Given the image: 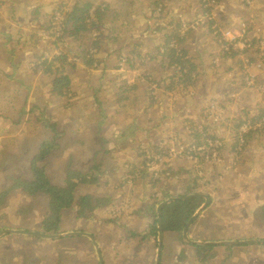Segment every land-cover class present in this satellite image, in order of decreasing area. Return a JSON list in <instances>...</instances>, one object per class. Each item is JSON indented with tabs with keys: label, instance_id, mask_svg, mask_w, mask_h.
I'll return each instance as SVG.
<instances>
[{
	"label": "rangeland",
	"instance_id": "rangeland-1",
	"mask_svg": "<svg viewBox=\"0 0 264 264\" xmlns=\"http://www.w3.org/2000/svg\"><path fill=\"white\" fill-rule=\"evenodd\" d=\"M186 1L191 4L189 13L192 17L181 11L186 9L183 6ZM207 1L203 0V2ZM243 1L245 0H211V18H208L207 9L200 4L199 0H172L173 5L180 6L179 11L165 13L164 10L162 14L178 15L176 18L184 20L178 21L186 25L184 31L193 30L194 32L187 45L191 57L196 64H204L208 72L216 73L225 66V61L220 58L223 50L222 42L232 43L236 49L243 50L246 41L258 36V34L254 36L257 29L251 26L249 19L242 17L238 21L230 20L227 23L226 16L221 14L225 12L223 11L225 9L234 7L230 9L231 12L238 6H242ZM79 2L91 3L96 8L110 10L106 12L102 24L97 23L105 32L99 57H105L106 64L96 69H86L75 59L76 55L93 41L94 31L85 35L79 42H74L68 37L63 41L54 40L53 19L57 14L69 9L67 0H0V149H2L0 192L11 187L10 178L30 176L28 159L39 154L40 146L48 138L50 130L40 118L49 117L56 125L57 137L60 138L52 142L54 147L58 146V149L52 150L53 155L46 162L48 174L57 186L66 185L68 171L76 170L77 164L78 169L88 165L85 173L97 166L103 173L99 188L82 187L83 195L99 196L103 192L102 188L106 187L116 200L120 199L122 192L124 193L122 198L125 196L127 198L129 193L125 192L129 188L137 190L136 194L140 193V189L145 190V194H150L156 183H158L157 188L166 186L167 191L173 190V195L167 194L168 200L178 199L188 192L203 193L211 197L216 205V212L213 213L215 223L207 232L202 230L203 233H207L203 234L208 237L206 240L213 235L216 236L217 242L222 243L245 242L248 238H254L256 226L249 213L253 211L254 204L264 201V196L258 198L257 194V191H264V133L262 136L256 134L252 137L251 135L249 142L240 141L235 152L233 150L235 145H229L234 140L235 134L227 132L224 127L217 125L220 127L219 132L226 136L225 141L228 144L222 148L219 146L220 151H215L213 148L206 149L210 140L206 143L201 140V145L194 147L195 141L189 133L190 125L206 122L211 124L215 118L239 119L235 109L242 107L243 104L247 105V98L264 109L260 92L255 90L257 83L261 84L264 90V59L248 69L251 77L240 79V81H247L246 89L232 88L227 82L218 83L219 77L209 73L195 86H189L186 92L181 93V88L176 87L173 93H169L166 89L170 81L166 79L175 77L176 74L174 75L173 71H165L158 65H151L146 74L142 65L137 69L124 67L121 75L127 78L125 80L122 77L117 78V74L110 75L109 72L113 70L110 68L117 69L122 63L119 59L122 55L123 35L120 33L123 26L120 14L113 9V6L119 8L123 5L117 3V0H79ZM40 5L43 7L42 10L37 8ZM122 11L120 10V13ZM134 11L131 10L130 13ZM34 12L39 15L33 17L37 22H32L31 26L29 14ZM262 19H264V7L259 8L254 21L263 23ZM215 21L219 28L213 31L216 29ZM141 31L136 35L143 33L144 28ZM105 46H109L106 51ZM201 49L207 52H199ZM258 49L262 50L263 45L256 44L249 50ZM147 51L143 49V54ZM61 53L68 56L70 61L79 64L77 69L67 70L71 79L73 98L62 99L52 95L51 85L54 76L46 73L45 67L39 73L33 70L35 65H40L45 60L52 62ZM11 57L12 62H10ZM244 58L245 56L241 54L235 61L244 60ZM214 63L217 64L213 69L211 66ZM131 69H136L138 72L130 75ZM220 72L221 70L219 74ZM143 74L150 79L149 84H144ZM216 76L218 82L215 80ZM145 80L147 82V79ZM156 82L163 83L162 91L156 88ZM133 86L135 90H132ZM253 87L254 91H252ZM236 90H239L237 98L234 97ZM219 91L224 93L222 99L215 97V92L217 94ZM226 97L228 99L224 101ZM125 98L128 100L124 101ZM185 98L189 102L186 109L180 111L185 107L183 102ZM242 99L244 103L239 104ZM224 107H228L229 110ZM176 114L178 116H175ZM255 114L263 116L262 112ZM130 128L140 130L132 137V132L128 133ZM126 132L130 137L125 135L127 138L122 143L114 140V145H111L114 149L107 150L113 143V139L107 138L109 134ZM97 134L98 143L94 144L93 137ZM52 135L55 137L53 132ZM90 138H92L91 141ZM72 143L77 144L74 151L68 147ZM92 146V159L88 160L91 156L89 149ZM66 154H70L72 159L70 160ZM119 154L121 156L117 158ZM219 156L221 158L218 160ZM133 167L137 168V171H133ZM129 173H133L132 176ZM122 176L127 178L126 186L123 188L121 187L123 180L120 185L118 181ZM234 188H242L243 191L235 192ZM188 189L190 191H187ZM9 197L5 205L12 201L18 206V222L24 221L27 226L40 227V224L35 225L28 221L25 218L26 215L19 216L18 204L24 202L22 196L14 192ZM159 197L160 193H158ZM244 202L249 203V206L243 205ZM144 205L149 209L150 202L147 201ZM239 205L243 208V218L234 213ZM71 217L73 220H78V225L87 223V221H80L77 215ZM9 220L10 209L0 210V230ZM100 220L103 222L100 223V227L109 226L106 218L102 217ZM194 225L189 232V237H194L197 230H200L195 229ZM22 227L24 226L14 228ZM215 227H218L217 231ZM60 229L62 232H86L85 228L77 227L69 222L67 211L62 213ZM109 229L105 232L101 231L99 236L103 237L105 234L106 237L102 239V242L114 247L118 243L114 239L116 230L111 227ZM180 236L182 237V234ZM21 240L27 242L29 238L23 237ZM183 240L185 243L180 242L186 246L182 245V249L192 246L187 243L184 236ZM77 243V257L86 258L83 245H91L90 241L82 240ZM155 245V250L156 248L159 250V242H155ZM216 248L218 249L214 264H231L226 263L228 260H236L235 262L238 263L245 253L243 247L228 249L220 245ZM251 251L254 258L249 262L243 259V264H264V249L254 247ZM178 253L180 261L184 260V250H178ZM67 254L70 255L68 252ZM112 255L109 254L110 257ZM3 258V255L0 256V260ZM58 261L59 263L50 261L47 264H64L65 259L58 258ZM121 262L136 264L128 260H120L118 264ZM1 264L4 263L1 261ZM86 264L89 262L86 261Z\"/></svg>",
	"mask_w": 264,
	"mask_h": 264
},
{
	"label": "trees",
	"instance_id": "trees-1",
	"mask_svg": "<svg viewBox=\"0 0 264 264\" xmlns=\"http://www.w3.org/2000/svg\"><path fill=\"white\" fill-rule=\"evenodd\" d=\"M199 1L200 4H202V6L207 9L208 13L206 14V16H208V18H211V0H208L207 2H203V0ZM157 3L158 0H150L148 4L150 9L149 13H152V16L149 15V17L146 18L147 23L144 26V32L140 35H135V37L133 38H125L127 41L131 40L132 42L130 43V47H128V56L123 54V50H125L126 46L122 47V55L119 59L120 63L125 62L127 66L137 69L141 65H144L147 61L158 62L163 70L173 71L174 75L176 74V76L169 77L171 80L166 79V81H170L169 87L166 89V91L169 93H173L174 88L176 87L181 88V93H184L187 91V88L189 86H195L201 79L207 77L209 73H213L217 75L219 79H221L219 74V71L221 69H219L216 73L213 71L208 72L204 64L195 63V60L191 57L189 50L187 49V43L192 36V31H184V28L186 26L185 24L182 25L181 23L176 21H167V19L162 14L165 10V6ZM108 11H110L108 8H96L91 3H81L78 0L70 10L66 9V11H62L53 19V35L55 36L54 40L56 41H63L66 37H68L74 42H79L85 35L90 34L94 31L93 41L75 57V59L81 62V65L86 69H96L98 68V66L106 64V58L99 57L101 47H103L104 44L103 39L105 36V32L102 31L99 24H102L104 16ZM36 15H38L37 12L31 14L32 18ZM214 26H216L215 30H213V27L211 28L213 31H216L219 28L217 21H215ZM157 34L161 35L162 39L164 40L163 43L161 45H154L149 52L143 54V49H145V47L147 46L146 36H148L151 41H154ZM120 35H123V32L120 33ZM249 43L251 46H254L256 44H264V37L261 38L260 36H257L251 39ZM221 45L223 47V50L221 52L220 58L225 62L229 60L235 61L236 58L241 54L245 56L244 60H238V65H240L241 67L239 69V73H241V76L244 78L251 77L248 69L252 68L253 64L257 65L260 60L264 59V55L260 56L261 53L264 54V51H262L261 49L255 51H250L249 49L239 50L236 49L232 43L228 42H222ZM256 60H258V62H255ZM10 62H12V57L10 58ZM216 64L217 63H214L211 68L214 69L216 67ZM44 67L46 68V73L54 76L51 85V94L62 99L73 98L74 94L71 90V79L67 74V70L77 69V63L70 61L68 56L66 57V55L61 53L60 55L55 57L52 62L45 60L41 62L40 65H35L33 70L36 73H39ZM144 79H147L146 84H149L151 82L148 77L144 76ZM162 85L163 83H157V85L155 86L159 91H162ZM244 85L246 88L247 81H244ZM135 89V86H133L132 90ZM256 90L260 92V98L264 101V90L262 85L257 83ZM127 100V98L124 99V101ZM183 102L185 103V107L180 111L186 109L189 100L185 98L183 99ZM98 106L100 108L102 107L101 105ZM254 115L255 117H253L252 115L245 120L233 117L226 119L215 118L214 120H212L211 124H208L209 122H206L200 125H190L189 134L195 141L194 147H197V145L200 146L201 140H203V143H206L208 140H210L212 143L207 144L206 149L209 150L213 148L215 151H220L219 146L222 148L225 145H228L225 141L226 136L219 132L220 127H224L227 132L235 134L234 140L229 143V145H235L233 146V150L235 152V149H237L236 147L239 146L238 143L240 141L249 142L251 139V135L252 137L256 134H258L259 136L263 135L264 115ZM175 116H178V114H176ZM40 119L42 123L46 124V127H48L55 134V139H57L58 133L55 130L56 125L53 123V121L49 117ZM217 125L220 127H217ZM139 130L140 129L130 128L128 133H130L131 131V136L134 137ZM117 134L119 137H117L116 135V142L120 143L126 140L125 135L130 137L127 132ZM54 149V143H44L40 148L38 156L30 164L31 166L29 167V173L31 175V178L25 179L23 176L11 178L12 186L8 190L0 194V206L4 204L8 195L14 191H22L31 197L42 195L47 196L50 199V216L44 221L42 226V230L46 235L58 233V231L60 230L62 213L65 210H74L77 213L79 219L89 222L95 220L97 211L114 202V199L110 196H95L93 194L83 195L80 193L79 189L82 187L87 189L92 187L99 188L102 183L100 182V178L102 180L103 177V173L101 171V168L99 169V166L93 167L88 173L69 170L66 176L65 186L61 187L53 184L52 180L47 175L46 166L44 163ZM220 158L221 156H219L217 159L219 160ZM132 170L137 171V168L133 167ZM132 174L133 173H129L130 176H132ZM122 180L123 183L121 187L123 188L126 186L125 183L127 178L125 179L122 176V178L118 180L119 185ZM157 184L158 183H156L152 187V191L158 189ZM163 188L166 190V186H164ZM194 188L198 189V187ZM187 191L190 190L188 189ZM125 193H128V191H126ZM160 195L161 198L157 197V199L154 201V207H149V210H151L155 220L152 225L153 230L151 233H148V236L152 237V239L156 242H158L159 235L157 208L162 203H165L169 198L167 196V193L165 192L160 193ZM199 195L204 194L188 192L186 193V195L178 199ZM204 204V199H192L186 201L177 200L176 202L171 203L164 209L162 214V225L164 233H175L177 234V236H179L180 241H183V243H185L183 240L184 229L186 228V225L188 224L190 219L195 216V214L201 207L204 206ZM255 218L259 222V224L264 226V206L256 211ZM181 234L182 237L180 236ZM194 247L200 263L206 264L214 259L215 246L208 245Z\"/></svg>",
	"mask_w": 264,
	"mask_h": 264
},
{
	"label": "crops",
	"instance_id": "crops-1",
	"mask_svg": "<svg viewBox=\"0 0 264 264\" xmlns=\"http://www.w3.org/2000/svg\"><path fill=\"white\" fill-rule=\"evenodd\" d=\"M67 1L69 4L68 8L70 10L76 4L78 0H67ZM149 2L150 0H117V3H122L123 6L119 8H115L113 6V9L117 10L118 13L120 14V19L122 21L123 28H121V30L123 32V39H122L123 41L121 43L123 44L122 47L126 46L125 50H123V54H125L126 56H128L129 54L128 47H130V43L132 41L131 40L127 41L125 38L135 37L136 33L141 31L146 25L147 23L146 18H148L149 15L152 16V13L151 14L149 13L150 12L149 5H148ZM157 4H161L165 6L164 8L165 13H169L172 11L178 12L179 11L178 7H180L179 5H176V4L173 5L172 0H158ZM190 5H191L190 2L186 1L185 4L183 5L185 6L186 9H181L182 13H185L186 15L191 16L189 13ZM261 7H264V0H245L242 6H238L231 12H230V9L234 7L225 9L223 10L225 12H221V14L226 16L227 23L230 22V20H232L233 22L238 21L242 17L249 19L251 26L253 25L254 28L257 29L254 36L258 34V36L264 37V19H262L263 23L254 21L255 14L257 13V11H259V8ZM37 8H40L42 10L43 7L40 5ZM120 10H123L122 13H120ZM131 10H135V11L133 13H130ZM31 14L29 15L31 17V26H32V22H37V21L34 20V18L32 21ZM163 16L167 19V21H176V22L184 21L180 18H176L178 17V15L170 14V16H167V15H163ZM193 33L194 32L192 30L191 35H193ZM161 40L163 43L164 40L162 39L160 34L156 35L154 41H151L150 38L146 36L147 46L145 47V49L148 50L147 52H149L154 45H161L162 44ZM189 41H191V38L189 39ZM188 44L189 42L187 43V45ZM108 47L109 46H105L104 50L106 51ZM202 49H204V47H202ZM201 50L199 52H203V53L207 52V50H204V51L203 50L201 51ZM255 62H258V60H256ZM151 65L160 66L158 62L147 61L144 65H142L143 68L146 70L144 74L148 72ZM254 66L256 65L253 64V67ZM123 68L124 67L120 68V65L118 66L117 69H115V67H112L110 68V70L111 69L113 70L109 73L110 75L117 74V78L122 77V79L125 80L127 77L121 75L124 72ZM240 68L241 67L240 65H238V61H231V60L226 61L225 66L221 69V72H220L221 79H219V82H218V77L216 76V79H215L216 82L218 83L227 82V84L230 85L232 88L239 87L242 89H246L244 85V80L240 81L241 78H244L241 76V73H239ZM256 69L258 70V67H256ZM137 72L138 70L131 69L129 74L133 75V74H136ZM144 76L146 77V75ZM91 79L95 80V78H91ZM130 83H133V82H130ZM146 83L147 82L144 79V84ZM236 91L237 93L234 95L235 98L238 97L239 90H236ZM252 91H254V89H252ZM84 93H86V91ZM215 97H217L218 99H222L224 97V93L222 91H219L216 94L215 92ZM227 99L228 98L226 97L224 101H226ZM93 103L95 102L93 101ZM243 103L244 102L242 99V101H240L239 104H243ZM224 108H226V110H229L228 107H224ZM261 108L263 107L258 106L254 101L247 98V105L243 104V106L240 108L236 107L235 113L239 117V119L242 118L243 120H245L252 115L253 117H255L254 114L256 112H262V115H264V109H261ZM115 134L116 133H112L108 135L107 138L113 139V143L110 144V146L108 147L109 149L107 150L114 149V147L111 145H114V140L116 141ZM116 135L117 137H119L118 134ZM47 137L48 138L45 140L44 143L53 142L54 140L58 141L60 139V138L54 139L55 137L54 135H52V132L50 130H49V135H47ZM91 139L92 138H90L89 140L91 141ZM93 140L95 142L94 144L98 143V134L93 137ZM68 147L71 151H74V149L77 147V144L72 143ZM55 149H58V146H56ZM1 150L2 149H0V152H2ZM92 151H93V146L90 147L89 149L91 156L88 158V160L92 159ZM52 153L53 152H51V154L48 156V158L45 160V163H44L46 166L47 174H48V168H47L46 162L53 155ZM66 155L70 160L72 159L70 154H66ZM37 156H32L28 159L29 167L31 166L30 165L31 162ZM120 156L121 154H119L117 158ZM87 167H82L78 169L77 164H76L75 169L79 172L85 173L87 170ZM30 178H31V175L25 179H30ZM53 184L55 183L53 182ZM79 190L81 193L82 188H80ZM233 190L235 192L243 191L242 188H234ZM102 191H103L102 194L99 196L112 197V193L109 190V188L104 187L102 188ZM136 191L137 190H135L134 188L133 189L129 188L128 189L129 194H127V198L126 196L122 198L124 196V193L122 192L120 194V199H116V200L114 199V202L112 204H109L108 206L101 208L99 211L96 212L95 220L87 222L84 225H78L77 224L78 220L72 219L71 217L72 215H77V213L74 210H65L67 211L69 215V222L74 223L77 227L85 228L86 232L73 233L76 235L80 234V236H66V234L70 235V233L72 232H62L61 229L58 231L57 234H50L49 236L53 237L51 239H42V238L39 239L31 235H27V234L22 235V234H16V233L5 235L4 237L0 239V256L2 255L4 256V258L0 260V264H1V261L4 264H34V263L47 264L50 261H55V263H59L58 258L60 259L64 258L65 259L64 264H77V263L86 264V261H88L89 264H118V261L120 260H128L131 262H135L136 264H202L199 262L198 256L195 251L194 246H197V245L187 246L182 249L181 247L182 244L180 240L178 239L177 234L171 233V232H166V233L163 232V247L164 248H162L163 251L161 250L162 255L160 256L158 254L159 250H157V248L155 250L156 241H154L152 237L148 236L147 230L151 225H153L155 218L151 210H149L144 205V203L147 204V201H149L150 206L154 207V201L157 199L158 193L165 192L167 194L173 195L174 193L173 190H170L169 192H167L163 188V186H159L158 189L151 191L150 194H145L144 193L145 190L143 189L139 190L140 192L139 194H136ZM2 192H0V194ZM14 192H16L17 194H19L20 196L24 198V202L18 204L20 207L19 216L26 215L25 218H27L28 221H31L35 225L40 224V227L27 226V224L24 221L18 222V217H17L18 216L17 213L19 211L18 206H16L12 201L9 202L7 205H5L7 200L10 198L9 196H11ZM14 192L10 193L8 197L6 198L4 204L0 206L1 211L10 209V220L7 224L4 225L2 230L26 231V232H35V233L38 232V233L44 234L42 230V226H43L44 221L50 216V211H49L50 199L44 195L31 197L22 191H14ZM142 193L144 194V197ZM257 194H258V198H260L261 196H264V191L262 192L257 191ZM211 200H212L211 205L207 209L202 211L201 215L198 216L196 221L194 222L195 225L193 224L195 226V229H200V230H197L195 236L189 237V239L195 243H203V244L206 243L208 245L215 246L214 259L216 258L215 253L218 249L216 248L217 246L222 245L228 249L236 248V247H243V249L245 250L244 257H243L244 261L245 262L251 261L254 258V256L252 255V251H251L252 249H254V247H261L264 249V226L259 224V222L255 218L256 211L259 208L264 206V201L261 203L254 204L253 211L249 213L250 218L252 219V222L256 226V229L254 232L255 235L253 236L254 238H248L245 241V242L260 241L261 244L250 245V244H245L244 241H238L239 243L234 242L236 243V245H228L222 242H217V238L215 235H213L208 240H206V238L208 237L203 235L207 233H203L202 230L203 231L205 230L207 232L216 221L213 215V213L216 212V205H215V201L212 198ZM240 200L243 201L242 199ZM243 205L249 206V203L244 202ZM201 208L198 210V212L201 210ZM242 209H243L242 205H239L238 207H236V210L234 212L235 215L243 218ZM102 217L106 218L109 226L100 227V223H103L100 220V218ZM158 218L159 216L157 217V221H158ZM161 224H162V218H161ZM20 225L24 227L14 228L15 226H20ZM110 227L115 228L116 230V233L114 234V239H116L118 243L114 247L110 245H106L102 242V239L106 237L105 234L103 235V237L99 236L101 231L103 232L108 231L110 230L109 229ZM192 227L190 228V230L192 229ZM214 229L217 231L218 227H215ZM2 230L0 231L2 232ZM256 235H258L259 237H257ZM23 237H28L29 240H27V242L21 240V238ZM58 237L60 238L58 239ZM158 238H159V235H158ZM82 240H87V241H90L91 243V245H83L84 253L85 255H87L86 258L77 257V252H76V248L78 245L77 242L82 241ZM178 250L180 251L184 250L185 252V259L182 261H180L179 259ZM65 251H67L70 255H68L67 252ZM109 254H113V255L110 257ZM88 256L90 257L89 259L87 258ZM214 259L206 264H214ZM243 259L241 258L238 263L235 262L236 260H228L226 263L243 264ZM121 264H125V263L121 262Z\"/></svg>",
	"mask_w": 264,
	"mask_h": 264
},
{
	"label": "water",
	"instance_id": "water-1",
	"mask_svg": "<svg viewBox=\"0 0 264 264\" xmlns=\"http://www.w3.org/2000/svg\"><path fill=\"white\" fill-rule=\"evenodd\" d=\"M192 199H204L205 200V204L204 206L201 208V210L195 215L193 216L190 221L188 222V224L186 225V228L184 230V233H183V236L185 238V240L187 241V243H189L190 245L194 246V245H197V246H208V244L206 243H195L193 242L192 240L189 239V231H190V228L193 226L194 222L196 221L197 217L201 215L202 211H204L205 209H207L210 205H211V198L209 196H206V195H199V196H189V197H186V198H181V199H175V198H172L168 201H166L157 211V214L159 216L158 218V226H159V256L161 255V250H162V242H163V227H162V224H161V218H162V214H163V209L166 208L167 206H169L171 203H174L176 202L177 200H192ZM13 233H16V234H27V235H31V236H34L36 238H39V239H51L53 238L52 236H49V235H45L43 233H35V232H26V231H14V230H3L2 232H0V239L2 237H4L5 235H8V234H13ZM66 236H80V234H73V233H70V235H66ZM60 237H58L59 239ZM245 244H250V245H254V244H261L260 241H249V242H244ZM224 244H228V245H236V243L234 242H229V243H224ZM213 246V245H212ZM102 258V257H100Z\"/></svg>",
	"mask_w": 264,
	"mask_h": 264
},
{
	"label": "built area",
	"instance_id": "built-area-1",
	"mask_svg": "<svg viewBox=\"0 0 264 264\" xmlns=\"http://www.w3.org/2000/svg\"><path fill=\"white\" fill-rule=\"evenodd\" d=\"M249 42H250V40H248V41L245 42V49H246V48H248V49H252V48L254 47V46H251ZM262 45H263V49H262V51H264V44H262ZM243 50H244V49H243ZM261 55L263 56L264 54L261 53ZM253 88H254V87H253ZM208 144H211V142L208 143Z\"/></svg>",
	"mask_w": 264,
	"mask_h": 264
},
{
	"label": "clouds",
	"instance_id": "clouds-1",
	"mask_svg": "<svg viewBox=\"0 0 264 264\" xmlns=\"http://www.w3.org/2000/svg\"><path fill=\"white\" fill-rule=\"evenodd\" d=\"M121 67H126V68H128V66H127V64L125 63V62H122L121 64H120V68ZM158 211V210H157ZM162 227H163V225H162ZM158 230H159V226H158ZM163 232H164V230H163ZM67 235V234H66ZM158 242H159V238H158ZM162 248H163V242H162Z\"/></svg>",
	"mask_w": 264,
	"mask_h": 264
},
{
	"label": "bare ground",
	"instance_id": "bare-ground-1",
	"mask_svg": "<svg viewBox=\"0 0 264 264\" xmlns=\"http://www.w3.org/2000/svg\"><path fill=\"white\" fill-rule=\"evenodd\" d=\"M163 204H164V203H162L157 209H159ZM164 209H165V208H164ZM164 209H163V211H164ZM152 230H153V226L151 225V226L148 228L147 232H148V233H151ZM182 245L186 246L185 244H182Z\"/></svg>",
	"mask_w": 264,
	"mask_h": 264
}]
</instances>
